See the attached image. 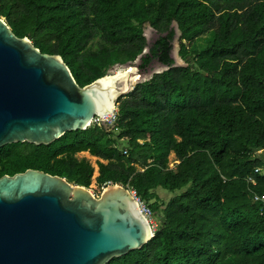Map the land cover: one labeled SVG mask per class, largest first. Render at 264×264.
<instances>
[{"label": "trees", "instance_id": "1", "mask_svg": "<svg viewBox=\"0 0 264 264\" xmlns=\"http://www.w3.org/2000/svg\"><path fill=\"white\" fill-rule=\"evenodd\" d=\"M0 17L61 54L82 86L136 59L147 23L159 36L142 66L174 64L178 21L185 65L121 96L113 125L1 146L0 177L37 168L90 187L95 166L79 155L89 151L96 184L136 189L157 220L146 244L107 264H264V208L253 201L264 192V0H0Z\"/></svg>", "mask_w": 264, "mask_h": 264}, {"label": "water", "instance_id": "2", "mask_svg": "<svg viewBox=\"0 0 264 264\" xmlns=\"http://www.w3.org/2000/svg\"><path fill=\"white\" fill-rule=\"evenodd\" d=\"M175 38L181 36L174 21ZM147 28V32H146ZM148 45L134 60L80 85L63 56L42 51L0 17V147L29 141L50 144L69 130L86 129L113 114L119 98L154 74L185 65L158 57L142 66L159 36L147 23ZM156 37L150 41L148 32ZM154 236L127 186L90 187L37 168L0 177V264H107Z\"/></svg>", "mask_w": 264, "mask_h": 264}, {"label": "built area", "instance_id": "3", "mask_svg": "<svg viewBox=\"0 0 264 264\" xmlns=\"http://www.w3.org/2000/svg\"><path fill=\"white\" fill-rule=\"evenodd\" d=\"M116 121V111L113 114H108L105 116H96L93 120L92 123L96 122V123H105L107 125H113ZM124 153L128 154L129 150H125ZM258 153L260 154H264V149H259ZM263 169V167H256L255 168V172H259ZM249 181L252 182L253 184H256V179L253 176H249ZM130 192L133 194V196L136 198L140 209L142 210V212L144 213V215L147 217V219L149 220V222L152 225V228L154 230V228L156 227L155 225V218L153 216V211L150 208V206L140 198V196L137 193V190L132 188V187H128ZM253 201L254 202H259L262 204L263 208H264V192H259V191H255L253 193Z\"/></svg>", "mask_w": 264, "mask_h": 264}, {"label": "rangeland", "instance_id": "4", "mask_svg": "<svg viewBox=\"0 0 264 264\" xmlns=\"http://www.w3.org/2000/svg\"><path fill=\"white\" fill-rule=\"evenodd\" d=\"M147 31H148V30H147V28H146V32H147ZM148 35H149V39H150V41H152V40L156 37V34H155L154 31H150V32H148ZM179 49H180V39L176 40V38H174V40H173V49H172V51H174V55H175L178 59H180L179 57H181L180 54H179ZM181 58H182V57H181ZM182 59H183V58H182ZM181 62L186 63L184 60H181ZM80 155H82V153H81ZM96 175H97V173H96V171H95V173H94V179H93V182H92L90 188H91V190H92L96 195H99V194L101 193V191H102L103 188H101L100 186H98V185L96 184V181H95V176H96ZM170 195H171V193H167V195H166L165 197H169ZM156 224H157V220L155 219V225H156Z\"/></svg>", "mask_w": 264, "mask_h": 264}, {"label": "crops", "instance_id": "5", "mask_svg": "<svg viewBox=\"0 0 264 264\" xmlns=\"http://www.w3.org/2000/svg\"><path fill=\"white\" fill-rule=\"evenodd\" d=\"M82 153V155H80ZM80 156H87L88 158L91 159L92 163L94 164L95 166V171L97 173V175L99 174V166L97 164V160H98V157L95 156V155H92L89 151H83V152H80L79 153ZM177 163H179V160L177 159L176 157V154L175 152H172L171 155H170V166L171 167H174ZM96 175V176H97ZM95 176V177H96ZM160 192L161 194L165 197L167 195V191L163 190V189H160Z\"/></svg>", "mask_w": 264, "mask_h": 264}]
</instances>
